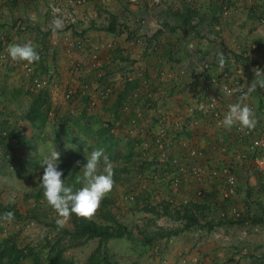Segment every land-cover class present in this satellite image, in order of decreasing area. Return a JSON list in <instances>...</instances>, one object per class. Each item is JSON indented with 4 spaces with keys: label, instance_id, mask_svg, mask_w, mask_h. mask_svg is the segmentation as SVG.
Returning <instances> with one entry per match:
<instances>
[{
    "label": "rangeland",
    "instance_id": "rangeland-1",
    "mask_svg": "<svg viewBox=\"0 0 264 264\" xmlns=\"http://www.w3.org/2000/svg\"><path fill=\"white\" fill-rule=\"evenodd\" d=\"M14 1L24 2L29 13L38 14L33 20L29 15L0 16V64L12 63L11 72L0 75V202L3 206L0 215L8 210L15 214L11 222H0V242L14 240L28 254L22 264H31L36 257V264H44L47 255L53 254L51 246L58 238V229L53 224L56 213L47 205L40 185L44 156L53 147L60 152V165L64 164L69 171L65 170L62 179L74 185L80 167L76 162L82 164L93 149L103 148L114 165V185L107 194V209L117 221L131 226L133 233L131 238L110 239L106 243V250L116 264H264V168L256 163V154L252 155L249 146L243 143V149H239L248 153L249 162L229 164L235 182H214L219 193L209 197V209L200 212L201 223L207 220L216 223L224 216L239 218L240 223L215 225L211 230L196 225L176 235L154 236L147 242L146 237L157 230L182 227L183 220L177 218L176 210L190 207L191 202H204L199 191L207 189L205 184L211 187L213 178H217L213 171L218 173L222 167L211 168L200 163L198 158H193L195 153L191 154L189 145L183 147L186 150L179 148L175 139L182 135L184 124L173 122L169 128L168 118L156 114L158 108L147 107L149 101L145 102L144 98H127L117 117L114 109L119 91L144 66L140 62L147 57L150 71L161 69L165 75L160 76L167 80L165 91L160 90L163 94L160 103L168 105L173 100L171 97L183 88L197 94L195 90L199 88L192 89L193 84L186 80L198 79L200 84L204 77L203 85L208 86L210 97L203 92L199 99L204 105H211L214 97L219 116L222 106L241 101L242 93L248 91L255 79V70L264 69V45L254 41L247 47L248 43L238 39V48L224 43L223 47L215 45L206 33L195 34L192 21L185 23L168 0H138L136 4L130 0H78L83 7L89 2L97 12L101 10L92 20L82 14L77 17L74 12L73 18L61 17L58 11L51 14L48 3L43 12L29 1ZM148 2L153 4L150 19L142 13L149 7ZM160 3L163 5L159 10ZM132 5L136 7L131 8ZM165 5L168 7L163 17L160 14ZM112 16L116 17V29L108 31ZM57 18L64 24L56 30L58 35L53 31ZM67 33H70L68 45L80 51L85 60L74 59L71 52L64 60L57 57L59 51L54 49L52 40ZM20 39L21 43L31 41L40 55L38 62L29 64L30 71L28 63L13 61L7 52L8 45L20 43ZM101 42L106 43L105 47L95 58L89 57L86 49H94ZM241 45L245 49H240ZM210 47L214 48L212 53L205 49ZM223 78L230 82L229 88L239 86V89L232 92L223 89L220 85ZM261 88L258 86V92ZM38 96L47 103L41 107L47 113L43 126L40 119L32 123L26 118ZM248 97L249 94L244 96L242 103L247 104ZM83 111L92 120L99 118V122L91 120L86 125ZM100 125L110 127L102 140L95 134ZM263 127L259 137H264ZM9 132L21 134L26 141L20 143L15 135L8 136ZM131 144L135 145L133 149ZM257 156L264 158V151H259ZM142 161L152 165L142 169ZM194 167L202 169L200 177L193 172ZM11 193L16 196L14 203L8 199ZM256 217L262 220L255 222ZM93 218L97 223L107 222L100 216ZM71 225L69 219L65 227ZM63 242L66 239L60 244ZM97 245L98 239H92L67 248L63 255L71 261L69 264H82Z\"/></svg>",
    "mask_w": 264,
    "mask_h": 264
},
{
    "label": "crops",
    "instance_id": "crops-1",
    "mask_svg": "<svg viewBox=\"0 0 264 264\" xmlns=\"http://www.w3.org/2000/svg\"><path fill=\"white\" fill-rule=\"evenodd\" d=\"M24 1H29L31 5H34V7L39 6L40 9L38 10H43V12L46 8H44V5L48 3L47 8H49V6L51 7V14H55L58 11L60 12L59 15L64 18L66 16H71V18H73L72 13L74 12L77 17H80L82 14L89 20H92L98 15V13L101 12V10L97 12L94 8V4H89V2L88 4L86 3L84 7L79 5L80 3H77L78 0ZM167 3L174 5V7L178 10L177 15L180 16L183 15L187 9H191L194 12L192 17V28L195 30V34L198 35L206 33L212 39L210 42L215 45L217 44L223 47L224 43L225 45H231L238 48L237 39L240 42H245V44L248 43V45H246L247 47L251 43L253 44L254 41H256V43L260 46L264 45V0H168ZM152 5V2H150L149 7L144 9L142 12L147 19L152 17ZM162 5L163 4L159 6V10ZM135 7L136 5L131 6V8ZM167 7V5L163 7L164 10H161V16L166 17ZM28 10L29 9L24 2L15 4L14 0H0V16L2 14L7 16L15 14V17L20 16L21 18H25L26 15H29L30 20L36 19L38 12L29 13ZM163 21L164 25H166L167 20L164 19ZM193 30L191 31L192 33H194ZM184 31L186 30H181V32ZM34 33H36V30H34ZM55 33L58 35L59 32L56 31ZM238 35H240L239 38H237ZM69 36L70 33L61 34L58 36V39L52 40L54 45L57 46H55L54 49L59 51V56L57 55V57L60 58V60H64L65 56L71 52L73 53L72 57L74 59L78 58V60H85L83 54L80 56V51L70 48V43H68ZM19 42L21 43V39ZM105 44L106 43L101 45L97 44V46L92 44L94 49L88 48L86 49V52L89 57H91V55L93 57L94 55L97 56V54L105 47ZM205 49L208 53H212L211 51L214 48L212 49L210 47ZM240 49H245V45H241ZM88 60H90V58ZM98 61L99 63L101 62L100 60ZM141 63H143L144 66L141 67L135 75L129 77L128 79H134L138 82V87L135 88L133 97L131 98L132 100L136 99V97L144 98L145 102L149 101L147 107L150 106L149 108L152 110H156L158 108L156 114L160 113L165 118H168L167 124L169 128L173 127V122L174 124H176V122L180 123V126L181 124L182 126L184 124V131L182 132V135L175 139L179 148L189 145L192 147L191 154L195 153L193 158H198L200 163L208 165L211 168L228 167L229 164L234 161H238L240 164L250 161V156L247 155L248 153L244 154L239 151V149H243V143L249 146L250 137L241 136L240 132L236 130L237 125H234L230 129L223 126V116L228 110V107L222 106V112L220 110V115L218 116V102L214 97L210 100V103H213L212 100L215 102L213 108H211L213 105H209L208 103L207 105H204V102L199 99V95L203 92L204 95L209 96L208 86L203 85L204 77L201 78L200 84H198V79L195 81L186 80L187 82L191 81L190 84H193L191 87L192 89L194 87L199 88L195 90L198 92L197 94L189 92V88H183L177 91L175 96L171 97L173 100H171L168 105H165L164 102L160 103L163 99V94L160 90L164 88L165 91L167 81L165 77L160 75L165 74L162 73L161 69L152 73L150 71V60H148L147 57H145L144 61L140 62V64ZM10 64L12 63L9 62V64L4 65L0 64V75H2V73L5 75L11 72L12 68ZM222 80L223 81L220 82V85L222 84L223 89L224 86H230V82L228 80L225 78ZM202 85L204 87H202ZM258 86L256 91H252L249 94L246 101L247 105L254 110L255 117L257 119V125L254 129H252L254 131L253 137H257L259 134L261 135L262 131L260 127L264 125V87H262L258 92ZM210 95H213V93ZM206 98L208 99V97ZM165 106H167V109L164 110ZM133 114H135V112H133ZM174 116L178 117L176 118ZM259 138L264 139V137ZM238 142L240 144H238ZM233 150L234 153H231L230 151ZM251 151L252 155L256 154L255 160L260 157L257 156L259 150L251 149ZM216 176L217 178H213V184L210 188L207 187L209 184H205V186L208 190L215 189L216 192L219 193V190L217 186L214 185V182L223 181V183H225V174H222L220 169Z\"/></svg>",
    "mask_w": 264,
    "mask_h": 264
},
{
    "label": "trees",
    "instance_id": "trees-1",
    "mask_svg": "<svg viewBox=\"0 0 264 264\" xmlns=\"http://www.w3.org/2000/svg\"><path fill=\"white\" fill-rule=\"evenodd\" d=\"M193 11L191 9H187L182 16V20L185 23H190L192 21L193 17ZM192 27V26H191ZM116 29V17L112 16L110 26L107 28L108 31H115ZM138 87L137 80L131 79L126 80L125 85L122 90L119 91L117 95V99L114 103V109L115 114L117 117V111L124 106L128 99L133 97V92L135 88ZM132 93V94H131ZM38 96V98H35L32 105L30 106L28 112L26 113V118L32 122L35 123L38 119L41 121V125L43 126L46 121V111L41 110V107L43 104H47L46 100H44ZM85 99H88V96H85ZM147 100V99H146ZM130 103V101H129ZM133 114V113H132ZM82 116L87 120L85 122L86 125H90L89 121L92 119L86 117V111L82 112ZM94 119V118H93ZM99 118L95 117L92 122H99ZM111 126V123L108 124ZM41 126V127H42ZM110 131V127L108 126H98L95 130V134L97 139H103L106 135V132ZM15 134H12L11 132L8 133V136H12ZM15 137H17L18 141L20 143H24L26 140L24 136L21 134H16ZM96 143L99 140H95ZM94 141V142H95ZM135 145L132 146L131 149H133ZM172 161H170L171 164ZM152 164L147 161L141 162L142 169L146 168L147 166H151ZM63 174L68 170H66V167L64 164L60 165V168L63 169ZM66 170V171H65ZM203 190H200V194L203 195L205 201L201 204L197 202H191V206H183L182 208L176 210L177 218L183 220V225L180 228L176 229H170V230H157L153 233V235L146 237V241L149 242L153 239L154 236L160 235V236H169V235H176L179 231L188 230L193 226H202L207 227L208 230H211L215 225H224L229 224L233 225L236 223H240L241 219H233L229 217H220L219 220L216 223H213L211 220H207L204 223H201L200 221V212L203 213L204 210L209 209V197H213L215 194H217L215 189L208 190L205 188H202ZM109 198L106 195L104 199L101 201L99 208L96 210V212L93 215L100 216L105 218L107 221L106 223H97L93 216L91 218H83L79 217L75 214H72L70 217L71 220V228H62L58 229L56 223L54 224V227L58 229V238L55 241V244L51 246L53 254L47 255L45 258L44 264H66L71 263V261H68L65 259L63 252L70 247H76L85 244L89 240L92 239H98V245L96 248L89 254L87 259L82 264H116V261L112 260L110 255L108 254V251L106 250V243L110 239H119V238H131L133 235L132 228L128 224L121 223L117 221L113 214L107 209ZM2 203L0 202V211L2 208ZM9 211V210H8ZM166 213V212H165ZM262 218L256 217L254 219L255 222H260ZM66 239V242H63L60 244L62 240ZM28 257V254L21 250L18 247V244L12 240V239H4L0 242V264H22V261ZM38 262V257H36L31 264H36Z\"/></svg>",
    "mask_w": 264,
    "mask_h": 264
},
{
    "label": "clouds",
    "instance_id": "clouds-1",
    "mask_svg": "<svg viewBox=\"0 0 264 264\" xmlns=\"http://www.w3.org/2000/svg\"><path fill=\"white\" fill-rule=\"evenodd\" d=\"M64 27L63 21L57 18L54 21L53 31ZM7 52L13 61L26 62L32 64L40 60V55L36 46L31 42L10 43ZM264 87V69L255 70V79L248 91L242 93V99L252 91H256L257 86ZM238 101L230 104L223 116V126L232 128L239 125L241 130L247 128L254 129L257 125L254 110L247 104ZM60 152L53 147L44 156L41 164L44 166L40 185L43 189V197L47 205L56 213L55 223L58 229H62L67 224L72 214L83 218H91L99 208L104 197L111 192L114 185V165L110 157L103 148L93 149L86 155L85 162L80 165L79 173L75 177V184L68 185L62 179L63 169L60 168ZM78 184L80 187H75ZM9 202L14 203L15 193L9 194ZM15 214L9 210L0 215V222H11Z\"/></svg>",
    "mask_w": 264,
    "mask_h": 264
},
{
    "label": "built area",
    "instance_id": "built-area-1",
    "mask_svg": "<svg viewBox=\"0 0 264 264\" xmlns=\"http://www.w3.org/2000/svg\"><path fill=\"white\" fill-rule=\"evenodd\" d=\"M132 3L136 4L138 2V0H130ZM96 57V55H94V58ZM27 66V70L30 71L31 68L29 66V64H26ZM213 81H215L213 79ZM34 82L37 84V85H40V82L38 79H35ZM42 83H46V80H43ZM224 89L228 92H232V91H236L237 89H239V86H236L235 88H229V86H224ZM211 105H214V102L211 103ZM236 130L238 132H240L241 136H248L250 137V140H249V148L252 149V150H259V151H264V139H261L259 137H253V134H252V130H249L247 128H244L243 130H241L240 126L237 125L236 126ZM256 163L260 166V167H263L264 168V158H257L256 159ZM232 167L231 166H228V167H222L221 169V173L222 174H225V181L227 182V184H233L235 182V176L233 174V172L231 171ZM193 172L198 176L200 177L202 175V169L200 167H194L193 168ZM217 174V172L214 170L213 171V175ZM201 192L199 191V194Z\"/></svg>",
    "mask_w": 264,
    "mask_h": 264
}]
</instances>
